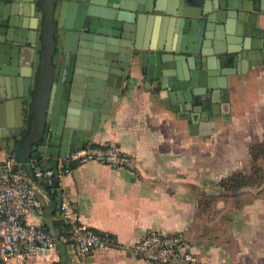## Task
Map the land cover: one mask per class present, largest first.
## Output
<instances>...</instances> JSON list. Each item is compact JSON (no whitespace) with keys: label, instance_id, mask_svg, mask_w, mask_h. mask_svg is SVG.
Listing matches in <instances>:
<instances>
[{"label":"crops","instance_id":"obj_1","mask_svg":"<svg viewBox=\"0 0 264 264\" xmlns=\"http://www.w3.org/2000/svg\"><path fill=\"white\" fill-rule=\"evenodd\" d=\"M249 5L257 9L248 22L261 39V56L243 71L242 66L238 72L231 70L225 92L214 93L219 101L213 109L215 115L196 119L197 128H190L181 111H173L152 92L136 64L131 66L125 94L89 142L117 145L132 155L134 169L87 162L58 179L87 226L113 235L119 246L137 241L151 229L182 232L190 250L209 264H264V182L234 192L237 195L218 184L234 172L248 174L249 148L264 142V0ZM161 6L172 10V0H161ZM163 15L151 17L155 43L163 29L168 37L177 17L171 15L164 21ZM26 19L27 23L34 20ZM217 33V51L235 49L232 33L224 36L220 26ZM167 40L162 43L169 47L171 40ZM217 64V58L211 57V69ZM5 83L0 75L2 91ZM3 108L13 112L11 105ZM7 156L0 145V161ZM34 173L31 170L29 177L42 206L29 211L24 221L56 233L60 225L58 193L49 194ZM3 264L17 263L11 258ZM24 264L151 263L121 247L97 249L80 258L66 243L39 249Z\"/></svg>","mask_w":264,"mask_h":264},{"label":"water","instance_id":"obj_2","mask_svg":"<svg viewBox=\"0 0 264 264\" xmlns=\"http://www.w3.org/2000/svg\"><path fill=\"white\" fill-rule=\"evenodd\" d=\"M254 1L172 0L165 11L161 0H0V145L27 176L30 158L38 161L35 171L51 167L57 186V158L89 142L125 94L133 64L152 92L197 128L215 115L214 93L225 92L226 76L261 56L248 22ZM155 14L177 16L158 43L149 27ZM218 26L239 47L217 51Z\"/></svg>","mask_w":264,"mask_h":264},{"label":"built area","instance_id":"obj_3","mask_svg":"<svg viewBox=\"0 0 264 264\" xmlns=\"http://www.w3.org/2000/svg\"><path fill=\"white\" fill-rule=\"evenodd\" d=\"M87 162L131 170L135 166L132 155L117 145L88 142L57 158L58 179L72 167ZM37 164L36 158L28 160L29 173L31 170L35 172L38 182L44 187L47 186L51 195L60 191L58 231L51 233L24 221L29 211L41 208L42 201L36 194L33 181L19 168L14 157L8 154L0 161V264L11 258L17 264H24L39 249H51L66 243L74 247L75 255L80 258L97 249L121 247L151 264H209L190 250L182 232L151 229L137 241L119 246L113 235L87 226L73 199L60 188L59 181L55 186L52 168L45 167L41 171H35Z\"/></svg>","mask_w":264,"mask_h":264},{"label":"trees","instance_id":"obj_4","mask_svg":"<svg viewBox=\"0 0 264 264\" xmlns=\"http://www.w3.org/2000/svg\"><path fill=\"white\" fill-rule=\"evenodd\" d=\"M251 155V167L248 174L242 172H234L231 175L219 180L218 184L227 192L232 194L245 187H259L264 182V142H259L249 148ZM45 190L49 193V188L45 186ZM57 193V191H55ZM224 197V195H220Z\"/></svg>","mask_w":264,"mask_h":264}]
</instances>
